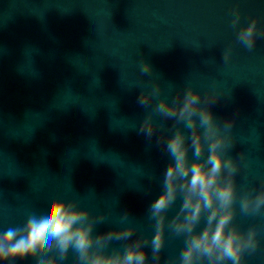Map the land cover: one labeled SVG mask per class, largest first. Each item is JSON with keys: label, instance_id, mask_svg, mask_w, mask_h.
<instances>
[{"label": "water", "instance_id": "water-1", "mask_svg": "<svg viewBox=\"0 0 264 264\" xmlns=\"http://www.w3.org/2000/svg\"><path fill=\"white\" fill-rule=\"evenodd\" d=\"M253 18L264 29V0H0V231L23 225L55 196L77 198L93 214L110 212L97 233L126 226L119 220L127 211L137 235L151 238L148 209L169 157L156 136L149 141L139 132L149 109L137 97L156 82L169 102L188 85L221 95L211 110L220 120L235 116L230 154L243 152L247 164L236 177L238 192L259 190L264 36L252 50L236 40ZM141 61L153 73L142 76ZM236 207L235 223L242 230L256 225L261 242L243 264H264V216ZM183 247V237L166 229L160 264L178 261ZM146 252L152 264L150 246ZM62 264H74V255Z\"/></svg>", "mask_w": 264, "mask_h": 264}, {"label": "clouds", "instance_id": "clouds-1", "mask_svg": "<svg viewBox=\"0 0 264 264\" xmlns=\"http://www.w3.org/2000/svg\"><path fill=\"white\" fill-rule=\"evenodd\" d=\"M233 11L232 26L236 28L240 13ZM257 25L253 18L237 31V42L248 50L254 48L258 36H264V29ZM230 58L228 48L222 59L228 62ZM140 73H153L151 64L141 61ZM220 98L214 90L202 94L188 85L169 102L161 97L159 82L137 97V103L149 109L139 132L149 141L156 136L157 146L169 157L160 194L148 209L155 229L151 238L137 235L138 228L128 223L127 211L119 220L126 226L97 233V225L104 223L110 212L93 214L81 207L77 198L53 196L41 212L28 215L23 225L0 231V264H18L25 259L34 264H62L70 253L74 264H147L149 246L152 264H160L166 229L184 240L178 261L169 258L167 264H243L245 254L256 253L261 242L256 225L242 230L235 223L237 202L244 216H264V181L259 190L238 192L236 177L247 164L242 163L243 152L235 157L230 154L236 144L232 131L235 116L220 120L211 110ZM155 115L161 117L160 123ZM168 120L172 124L165 127ZM178 199L179 208L169 219V210ZM113 241L123 242V248L109 251Z\"/></svg>", "mask_w": 264, "mask_h": 264}]
</instances>
